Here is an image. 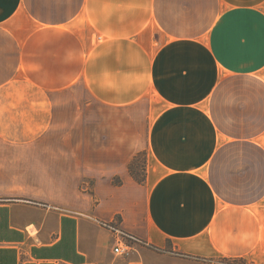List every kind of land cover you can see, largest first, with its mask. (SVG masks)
Segmentation results:
<instances>
[{"label": "crops", "instance_id": "obj_1", "mask_svg": "<svg viewBox=\"0 0 264 264\" xmlns=\"http://www.w3.org/2000/svg\"><path fill=\"white\" fill-rule=\"evenodd\" d=\"M222 259L264 264V0H0V264Z\"/></svg>", "mask_w": 264, "mask_h": 264}, {"label": "rangeland", "instance_id": "obj_2", "mask_svg": "<svg viewBox=\"0 0 264 264\" xmlns=\"http://www.w3.org/2000/svg\"><path fill=\"white\" fill-rule=\"evenodd\" d=\"M147 164V155L145 152H142L138 154L133 160H132V169L135 177L144 179L145 176V168ZM119 180L115 179L113 180V183L115 184ZM108 226V224H106ZM220 260V259H218Z\"/></svg>", "mask_w": 264, "mask_h": 264}, {"label": "trees", "instance_id": "obj_3", "mask_svg": "<svg viewBox=\"0 0 264 264\" xmlns=\"http://www.w3.org/2000/svg\"><path fill=\"white\" fill-rule=\"evenodd\" d=\"M128 170H129V173L131 174V176L138 182V183H142L144 181V179H141V178H137L135 177L134 173H133V169H132V161L131 163L129 164L128 166ZM116 185H119L120 184V181L116 182L115 183ZM222 264H243V260H232V259H222Z\"/></svg>", "mask_w": 264, "mask_h": 264}, {"label": "built area", "instance_id": "obj_4", "mask_svg": "<svg viewBox=\"0 0 264 264\" xmlns=\"http://www.w3.org/2000/svg\"><path fill=\"white\" fill-rule=\"evenodd\" d=\"M106 226V224H105ZM109 226V225H108ZM123 245L119 244L114 248V253L117 255H122L124 253Z\"/></svg>", "mask_w": 264, "mask_h": 264}]
</instances>
